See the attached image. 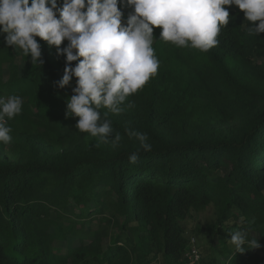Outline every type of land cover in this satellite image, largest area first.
<instances>
[{
  "label": "trees",
  "instance_id": "trees-1",
  "mask_svg": "<svg viewBox=\"0 0 264 264\" xmlns=\"http://www.w3.org/2000/svg\"><path fill=\"white\" fill-rule=\"evenodd\" d=\"M118 7L123 19L133 11ZM225 7L206 52L159 40L154 26L157 73L120 113L99 109L122 137L115 147L65 118L76 78L53 86L65 67L56 47L36 37L41 66L0 32V96L22 99L0 142V264H188L197 235L204 264H264V33L249 35L245 13ZM126 128L147 133L151 150ZM211 204L215 221L189 228ZM241 228L260 246L235 253L228 232Z\"/></svg>",
  "mask_w": 264,
  "mask_h": 264
},
{
  "label": "clouds",
  "instance_id": "clouds-1",
  "mask_svg": "<svg viewBox=\"0 0 264 264\" xmlns=\"http://www.w3.org/2000/svg\"><path fill=\"white\" fill-rule=\"evenodd\" d=\"M120 0H0V32L7 33L5 43L18 46L32 63L44 64L42 46L36 39L56 47L65 58L64 74L53 82L57 89L71 86L65 118L79 117L75 128L100 137L114 147L122 137L114 133L108 113L123 111L121 105L157 73L159 61L152 47L154 26L162 28L159 40L202 52L217 45L220 27L229 23L225 6L236 5L252 22L249 35L264 33V0H126L133 11L123 19ZM259 21L258 25L254 22ZM67 41L66 44L64 42ZM64 44L63 47L61 45ZM77 63L73 65L72 62ZM128 107H133L129 102ZM22 99L0 96V142L12 137L7 119L21 113ZM7 118V119H6ZM130 139L150 151L147 133L125 129ZM138 152L129 155L135 164ZM227 241L235 253L259 247L258 239H249L244 229L228 232Z\"/></svg>",
  "mask_w": 264,
  "mask_h": 264
},
{
  "label": "rangeland",
  "instance_id": "rangeland-1",
  "mask_svg": "<svg viewBox=\"0 0 264 264\" xmlns=\"http://www.w3.org/2000/svg\"><path fill=\"white\" fill-rule=\"evenodd\" d=\"M129 11V10H128ZM132 11H130L131 13ZM158 29V27H156L155 31ZM5 79H7V76L5 77ZM100 218V216H99ZM197 221L194 223L190 218L187 220L188 223V227L191 228L192 226H199L201 227V229H204L205 225L208 223H212L213 221H215L216 218V211L214 209V206L211 204L207 207V209L200 213L199 216L197 217ZM100 221H96L95 223H93L94 227H98ZM198 224V225H197ZM102 227L103 230L106 231L107 233H109V235H117L119 232V229L117 227H115V225L109 224L108 222L104 221V223H102ZM196 240L197 243L201 242V237L200 235L196 236ZM71 243L74 242L73 239L70 241ZM202 242H203V238H202ZM69 245V243H62L60 246L64 247V249ZM219 260L222 262V257L219 256Z\"/></svg>",
  "mask_w": 264,
  "mask_h": 264
},
{
  "label": "built area",
  "instance_id": "built-area-1",
  "mask_svg": "<svg viewBox=\"0 0 264 264\" xmlns=\"http://www.w3.org/2000/svg\"><path fill=\"white\" fill-rule=\"evenodd\" d=\"M188 264H204L201 252L196 244V239L192 238L191 247L186 254Z\"/></svg>",
  "mask_w": 264,
  "mask_h": 264
}]
</instances>
